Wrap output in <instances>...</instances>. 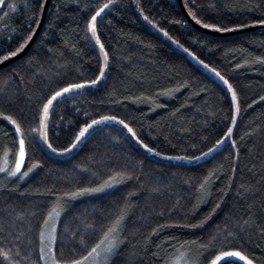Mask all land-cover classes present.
<instances>
[{
	"label": "trees",
	"instance_id": "obj_1",
	"mask_svg": "<svg viewBox=\"0 0 264 264\" xmlns=\"http://www.w3.org/2000/svg\"><path fill=\"white\" fill-rule=\"evenodd\" d=\"M44 1H6L0 12V56L15 50L28 34H33ZM106 2L50 1L29 51L0 69V111L17 117L31 116L40 101L66 83L99 75L101 64L89 39L87 23L94 9ZM182 3L188 14L195 13L201 26L212 24L231 31L261 25L256 21L264 20V0ZM8 4H15V9ZM97 30L109 54L106 79L98 89L74 95L56 107L49 130L50 142L55 147H68L79 127L100 115L125 120L144 143L167 157L200 156L217 140L224 139L225 143L202 163L179 165L139 152L121 131L112 127L96 131L75 154L66 158L48 156L38 140L34 141L28 153L32 162H41V168L24 181L10 182L0 174V223L4 225L0 247L11 248L14 254V245H19L20 264L38 261L37 225L56 199L49 192L62 194L78 187L96 186L120 171L133 179L67 205L66 219L57 225L60 238L65 240V253L74 245L67 241L64 228L82 231V216L95 221L98 227L111 218L110 214L124 204L130 193H135L130 197L131 207L123 226V243L110 264H164L168 254L186 241L191 245L189 255L195 258L202 252L199 264H206L204 257L211 259L215 249L204 251L199 246L216 235L218 248L227 232L238 235L237 240L231 241L232 247L240 248L255 258L256 264H262L264 101L260 97L264 96V63L257 58H264V29L217 36L194 27L177 0H115L97 24ZM189 53H194L195 58ZM211 68L235 88L239 113L231 102V94L204 71ZM177 88L179 91L171 95L164 94ZM229 127H233L230 140L224 136ZM14 139L12 128L6 122L0 125V145L11 148ZM232 140L236 142L235 148ZM81 168L88 171L81 173ZM209 172L215 174L210 194L201 201L197 188ZM250 218V224L241 231L243 222ZM201 221L205 222L199 228L158 227ZM21 233L24 235L20 236ZM17 236L19 240L15 239ZM98 236L99 231L88 237L89 246ZM77 251L86 254L79 248Z\"/></svg>",
	"mask_w": 264,
	"mask_h": 264
},
{
	"label": "snow or ice",
	"instance_id": "obj_2",
	"mask_svg": "<svg viewBox=\"0 0 264 264\" xmlns=\"http://www.w3.org/2000/svg\"><path fill=\"white\" fill-rule=\"evenodd\" d=\"M6 0H0V6L5 5ZM115 0H107L102 6L94 9L93 14L90 16V19L87 23V32L90 33L89 39L95 41L99 45V51L103 54V60L106 62L109 60V54L105 50L104 44L100 40V36L97 30L98 18L102 14L113 6ZM187 6V5H186ZM7 7L15 9V4H8ZM44 7V3L41 2L40 8ZM258 7V6H257ZM7 15V13H5ZM189 15L196 20L197 24H200L201 21L196 18L195 13L192 11L189 12ZM145 20H148V17H144ZM152 23V21H148ZM38 23V21H37ZM180 23V21H176ZM256 23L264 25V20H258ZM155 26V25H154ZM243 27L244 25H240ZM204 28H214L218 31H228L229 29L218 28L217 25L212 24H203ZM165 36H168L169 39L172 37L169 36L167 31L160 29ZM11 39V37H9ZM32 40V35L28 34L26 38L23 39V43H20L13 51L7 52L6 55L0 56V62L8 60L11 57H15L19 52H21L27 43ZM179 47L183 48V45L179 41H173ZM185 52H188L187 48H183ZM195 58L194 53H189ZM257 61L264 63V58L258 57ZM205 68H208V65L204 63L203 60L199 61ZM247 63V61H246ZM240 65H237L239 67ZM108 67L107 63H104L103 66L99 69V75L95 79L81 80L80 82H68L64 86L60 87L58 90L53 91L49 96L44 100L40 101L37 105L35 111L31 116H20L17 117L13 114H9L3 111H0V125L4 122L7 123V126L11 127L15 139L12 140V147L9 148L5 145H0V174H4V178L10 182L15 181H24L30 174L35 170L42 167L41 162L36 160L35 162L31 161L29 156L28 149L31 147L34 141H37L46 146L52 154L55 155H64L72 152L80 144L84 143L85 139L90 135V130L99 125H107L109 122L118 123L131 134V137L147 152L153 153L155 155H160L156 149L150 147L148 144L144 143L143 140L137 135L136 131L125 122V120L120 119L115 115H100L98 118L90 119L85 121L82 126L79 127L78 131L75 132L74 139L68 147L58 148L50 142L49 139V130L52 127L51 117L55 112L56 107L66 99H71L73 95H81L83 90L95 87L100 85L103 82V78L106 75L105 69ZM210 71L214 73L223 85L226 86V91L231 94V102L236 106V112L239 113V101L238 95L233 87V85L226 79L223 75L220 74L215 68H211ZM179 91V89H172L165 92V95H171L172 92ZM261 101H264V96L260 97ZM256 103V101H253ZM248 107H251L249 105ZM85 117L89 116V113H84ZM27 123V126L25 124ZM233 126L236 125V116L232 117ZM233 133V127H229L227 132L224 134L225 138L231 139ZM225 143L224 139L217 140L215 144L208 148L206 152H202L200 156L192 157H169L170 159H192L200 160L202 157H208L209 155L216 152L223 144ZM232 147H236V142L231 141ZM26 160L28 161L26 165ZM11 162V166H10ZM22 169H26L23 170ZM81 173H86L87 168H81ZM95 175V173H93ZM215 174L209 172L207 176L199 183L197 192L199 193V199L201 201L205 200V197L210 194V183L212 177ZM133 179V176L127 172L117 171L113 174L107 176L101 183L96 186H85L78 187L73 191H66L62 194H57L55 190L49 192V195L56 197L53 201L51 208L47 211L46 215L41 222L38 223V261H33L32 264H40L42 261L43 264H110V259L114 256L116 251H118L120 245L123 243V226L126 222V219L129 215V210L131 207L130 197L134 196L135 193H130L129 198H125V202L121 205L114 214H110L111 218L107 219L103 224H100L98 227L95 221H90L88 217L82 216L80 219V224L82 226V231L80 228L75 230H69L64 228V233L66 234V239L68 242L72 243L74 246L71 248L69 253H65L64 246L65 240L60 238L58 234V224H63L64 219L68 213L67 205L72 201L83 197L85 195H93L98 193H104L110 189L116 188L118 185L125 183L128 180ZM220 205L217 204L216 208H219ZM215 208L213 209V212ZM62 213L65 214L62 218ZM35 215V213H33ZM207 219V218H206ZM205 221H201L200 224H183V225H159V228L164 227H188V228H199L203 225ZM251 222V218L245 220L243 225H241V231H244L245 226H248ZM258 226V225H257ZM31 230V229H29ZM4 231V225L0 223V233ZM99 231V236L96 238L95 242L89 246L88 237L94 235ZM261 233L264 234V228L260 229ZM153 234H156V229L153 230ZM24 233H21L20 236H23ZM20 236H17L15 239L19 240ZM3 237L0 236V240ZM238 239V235L233 232H227L221 238V244L217 248L216 241L217 236L213 235L207 241L206 244H201L199 247L204 251L209 249H215V253L211 259L204 257L206 264H256V259L251 258L249 255L245 254L240 248H234L231 246V241ZM31 245V240L28 241ZM194 243V242H192ZM16 251L13 254L11 248L0 247V264H20V260L17 259L21 256L19 245H14ZM79 248L80 252L86 254H79L77 251ZM191 251L190 242L180 243L179 247L175 248V251L169 253L165 258L164 264H199L200 256L203 253H198L195 258H192L189 253ZM27 259V257H25ZM264 264V261H262Z\"/></svg>",
	"mask_w": 264,
	"mask_h": 264
},
{
	"label": "water",
	"instance_id": "obj_3",
	"mask_svg": "<svg viewBox=\"0 0 264 264\" xmlns=\"http://www.w3.org/2000/svg\"><path fill=\"white\" fill-rule=\"evenodd\" d=\"M7 1V0H6ZM51 0H45L44 1V7L42 8V12H41V16H40V19L37 23V26L32 34V40L29 41L27 43V45L25 46V48L19 52L15 57H11L9 58L8 60H5L3 62H0V69H3V68H6L10 65H12L13 63H15L16 61L20 60L23 56H25V54L29 51L30 47L32 46L33 42L35 41L42 25H43V22H44V19H45V16H46V12H47V9H48V6H49V3H50ZM178 2V5L182 11V13L184 14L185 18H187L190 23L196 27L197 29H199L200 31H203V32H206V33H210L212 35H217V36H224V35H231V34H234V33H238V32H243V31H252V30H263L264 29V25H256V26H252V27H248V28H243V29H237V30H231V31H226V32H220V31H217L216 29H213V28H204L203 26L195 23L192 18L189 16V14L187 13V11L185 10L184 8V5L182 3V0H177ZM6 3V2H5ZM4 7L3 6H0V12L2 10V8ZM109 9H107L101 17L98 18V23L101 21V19L103 18V16L107 13ZM89 34V37H90V33ZM98 57H99V60H100V64L101 66H103L104 63H107L108 65V61H104L103 60V54L99 51V45H97L95 43L94 40L90 39ZM195 62V60H193ZM106 71V75L105 77L103 78V82L98 85V86H95V87H92V88H89V89H86V90H83V93H87V92H91V91H94L96 89H98L99 87H101L106 79V76H107V72H108V67L105 69ZM216 83H218L219 85H221L224 89H226V86L223 85L222 81L219 80V78L214 74L212 73L209 69H205L204 70ZM82 93V94H83ZM74 96V95H73ZM105 127H112V128H115L119 131H121L123 133L124 136L127 137V139L130 141V143L141 153L149 156L150 158L154 159V160H157V161H160V162H164V163H172V164H179V165H194V164H199V163H202L204 162L205 160H207L208 158H210L212 156L209 155L208 157H202L200 160H192V159H170L169 157L167 156H163V155H155L153 153H149L147 152L145 149H143L132 137H131V134L127 132L126 129L123 128L122 125L118 124V123H114V122H109L107 125H99V126H96L94 127L93 129L90 130V135H88V137L85 139V141L91 136L93 135L96 131L102 129V128H105ZM84 141V143H85ZM80 144L78 147H76L72 152L70 153H67V154H64V155H55V154H52L49 150H47L46 146H43L42 144L41 147L43 149V151L50 157H54V158H66V157H69L73 154H75L81 147L82 145L84 144Z\"/></svg>",
	"mask_w": 264,
	"mask_h": 264
},
{
	"label": "rangeland",
	"instance_id": "obj_4",
	"mask_svg": "<svg viewBox=\"0 0 264 264\" xmlns=\"http://www.w3.org/2000/svg\"><path fill=\"white\" fill-rule=\"evenodd\" d=\"M41 264H43V262L41 261Z\"/></svg>",
	"mask_w": 264,
	"mask_h": 264
}]
</instances>
